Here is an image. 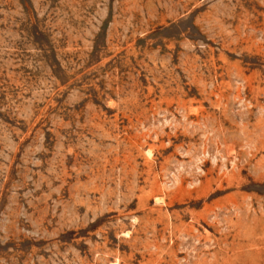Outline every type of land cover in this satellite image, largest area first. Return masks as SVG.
<instances>
[{
	"label": "rangeland",
	"instance_id": "374dc122",
	"mask_svg": "<svg viewBox=\"0 0 264 264\" xmlns=\"http://www.w3.org/2000/svg\"><path fill=\"white\" fill-rule=\"evenodd\" d=\"M0 264H264V0H0Z\"/></svg>",
	"mask_w": 264,
	"mask_h": 264
}]
</instances>
